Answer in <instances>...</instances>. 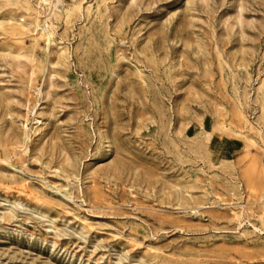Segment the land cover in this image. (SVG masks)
<instances>
[{"label":"rangeland","instance_id":"rangeland-1","mask_svg":"<svg viewBox=\"0 0 264 264\" xmlns=\"http://www.w3.org/2000/svg\"><path fill=\"white\" fill-rule=\"evenodd\" d=\"M0 264H264V0H0Z\"/></svg>","mask_w":264,"mask_h":264}]
</instances>
